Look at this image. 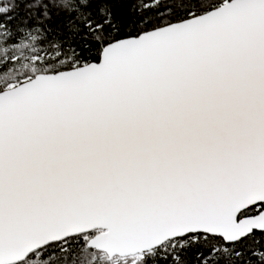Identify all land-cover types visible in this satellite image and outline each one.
<instances>
[{
    "label": "snow or ice",
    "instance_id": "6c2138e0",
    "mask_svg": "<svg viewBox=\"0 0 264 264\" xmlns=\"http://www.w3.org/2000/svg\"><path fill=\"white\" fill-rule=\"evenodd\" d=\"M0 264H264V0H0Z\"/></svg>",
    "mask_w": 264,
    "mask_h": 264
}]
</instances>
